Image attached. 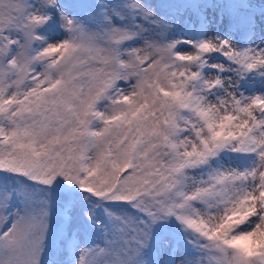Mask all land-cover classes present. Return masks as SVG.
<instances>
[{
  "label": "snow or ice",
  "instance_id": "obj_1",
  "mask_svg": "<svg viewBox=\"0 0 264 264\" xmlns=\"http://www.w3.org/2000/svg\"><path fill=\"white\" fill-rule=\"evenodd\" d=\"M0 264H264V0H0Z\"/></svg>",
  "mask_w": 264,
  "mask_h": 264
}]
</instances>
